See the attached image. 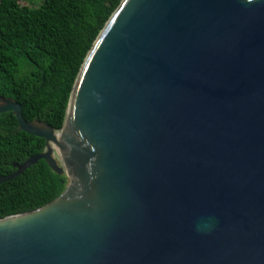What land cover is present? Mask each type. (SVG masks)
I'll return each instance as SVG.
<instances>
[{"label": "water", "instance_id": "1", "mask_svg": "<svg viewBox=\"0 0 264 264\" xmlns=\"http://www.w3.org/2000/svg\"><path fill=\"white\" fill-rule=\"evenodd\" d=\"M6 113L46 150L0 185L67 186L0 220V264H264V0H123L61 131Z\"/></svg>", "mask_w": 264, "mask_h": 264}, {"label": "trees", "instance_id": "2", "mask_svg": "<svg viewBox=\"0 0 264 264\" xmlns=\"http://www.w3.org/2000/svg\"><path fill=\"white\" fill-rule=\"evenodd\" d=\"M0 0V97L23 106L27 121L64 127L83 64L123 0ZM35 5V6H33ZM46 150V141L0 115V177ZM44 160L0 185V220L38 210L66 190Z\"/></svg>", "mask_w": 264, "mask_h": 264}, {"label": "rangeland", "instance_id": "3", "mask_svg": "<svg viewBox=\"0 0 264 264\" xmlns=\"http://www.w3.org/2000/svg\"><path fill=\"white\" fill-rule=\"evenodd\" d=\"M33 2L35 3V5H36V3H37V5H38V3H40L39 0H30L28 3L32 4ZM35 5H33V6H35ZM54 157L58 160L59 163H62V160L56 151H55Z\"/></svg>", "mask_w": 264, "mask_h": 264}]
</instances>
